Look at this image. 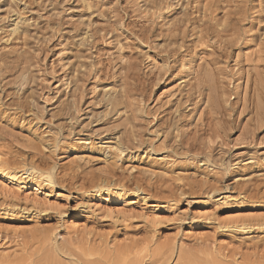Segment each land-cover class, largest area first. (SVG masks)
Instances as JSON below:
<instances>
[{
    "label": "rangeland",
    "instance_id": "1",
    "mask_svg": "<svg viewBox=\"0 0 264 264\" xmlns=\"http://www.w3.org/2000/svg\"><path fill=\"white\" fill-rule=\"evenodd\" d=\"M88 2L104 6L93 13L82 0H0L1 67L14 60L17 50L16 56L24 50L30 54L27 76L36 77L31 79V86L37 85L35 97L41 107L53 110L57 99L52 98L67 87L66 35L77 50L83 34L73 35L89 31L94 41L86 46L91 50L82 48L90 58L84 62L95 65L97 76L88 78V100L103 88L121 90L125 85L137 92L143 101L133 106L143 111L133 122L137 139H122L130 148L112 160L118 153L113 148L102 147L103 156L88 153L98 139L108 138L106 133L87 142L85 136L61 133L52 152L41 148L33 133L44 132L53 145V131L46 126L35 131L29 114L21 117L20 111L2 105L21 100L22 90L17 96L13 90L11 96L3 93L0 159L10 167L25 161L42 169V158L54 165L56 176L49 185L30 183L26 176L22 181L28 186L20 189L0 178V264H37L52 238L75 255L95 252L92 259H114L115 264H121L116 263L119 255L124 264L137 259L141 264H179L182 255L194 257L195 264H264V124L257 123L255 137L248 138L255 115L244 110L254 79H264V0ZM16 11L30 19L31 39L11 34ZM59 23L60 33L53 29ZM203 74L213 76V89L225 91L232 117L215 119L200 102L182 107L188 117L179 131L156 133V117L164 118L169 108L174 114L179 99ZM101 179L111 182V193L94 189ZM38 183L43 193L35 191ZM136 184L138 199L132 192ZM161 249L165 256L154 255Z\"/></svg>",
    "mask_w": 264,
    "mask_h": 264
},
{
    "label": "bare ground",
    "instance_id": "2",
    "mask_svg": "<svg viewBox=\"0 0 264 264\" xmlns=\"http://www.w3.org/2000/svg\"><path fill=\"white\" fill-rule=\"evenodd\" d=\"M11 1H14V0H11ZM82 1L84 2L83 6H85V8H86L85 10L91 11V9H92V11H94L93 13L100 10L99 8L102 6V4L99 2L97 4H92V3L88 2V0H82ZM22 2H23V0H22ZM14 16H16V18L13 19V22H12L13 23L12 25H14V27L10 31L11 34H17L16 36H19V38L24 37L25 40H27V38L31 39L32 37H34V35L31 32H29L30 29L29 30L27 29L30 26V25H27L28 24L27 22L30 21V19L22 16V13L17 12V11L13 15V17ZM81 16H83V18H84L85 15L82 14ZM83 18L81 17V19H80L81 22L84 21ZM23 20H24V23H22ZM36 23H37V21H36ZM83 24H85V21L83 22ZM61 27L62 26L59 23L57 25V27L53 26V29L56 32V31L60 30ZM77 30H80L79 27H77ZM58 32L60 33V31H58ZM80 32H81V30H80ZM61 33H62V31H61ZM80 34L81 35L83 34L82 35L83 37L81 36L82 38L79 41L80 43L78 45L77 50H75L76 49L75 46L73 44H71V42H69V40H71V39L68 37V35L65 34L66 40H65L64 44L67 47L65 49H66V51L69 52L68 55L67 56L65 55L66 57L63 58L64 60H66V62L64 63V67L65 66L67 67L66 76H65L66 82L64 83V85L67 87H65L66 89L64 90V92L60 91V89H58L60 95L59 96L54 95V97L52 98V99H54V98L57 99L55 101V105H56L55 109L48 110L46 107H41L39 104V100L37 99V97H35L36 91H38V90H36L37 85H36V87H35V85L31 86L32 85L31 79H33V78H31V76L30 77L27 76L29 74V72H31L30 71L31 70L30 65L32 64V62L30 63V61H31L30 54L26 53L25 50L23 51L24 52L23 54H21V55L17 54V56L15 54L18 52V50L16 53L14 51L13 52V53H15L14 58H13L14 60H12V61H10V60L7 61V59L5 58L4 60H6L7 62H5V61L4 62L6 63L7 67L6 66L1 67V64H0V103L2 102L1 97H2L3 93L9 94V92L11 90H13L16 94V93H20V91L22 90V93L20 94L21 100L18 96L19 99L16 100L17 102L15 101L14 104H12V105L11 104L7 105L6 103H4V104L1 103V104L4 105V107H6L5 110L8 109L10 111L12 108H14L13 111H20V113H18V114L21 117H23L25 115L28 116V114H29L30 117L33 118V121H35V124L33 126L34 128H37L35 131H38L39 129L46 126L45 129H49L50 132H52V131L54 132V134L56 136V139H54V140H56V141H54L53 145H51L50 142L49 143L47 142V138L44 136L45 135L44 132L42 133V136H37L36 135L37 133L36 134L33 133V136L36 137V139L38 140V143L40 144L39 146H41V148L44 147V149L47 148V149H50L52 152H54V149H52V148H55L57 141H58V138L61 135V133L64 136H70V134H74L77 137L78 136H85V139H86L85 142H87V140L92 139L93 135L96 133H98L99 136L106 133L108 138L104 139L101 137L100 139H98V143H97L98 147L95 146V148H92V149L90 148L88 153L93 154V155L103 156L104 153L101 154V152L103 150L102 147H104V148L108 147L110 150H112V148H113V149H115L116 152H118V153H116L117 154L116 156H110V159L114 160L116 158H119L124 152L128 151L130 148V146H127V144H126V146H123L124 143L122 144V142H121L122 139H123V141L126 139H129V141H131L130 140L131 138L133 141L137 139L136 138L137 134H136V129H135L136 127H134V125H135L134 119L137 118L139 116V114H142L143 111L139 110V109H133V106H136V104H141L143 101L136 94L137 92L130 90V87L127 90V87L125 85L123 87H121V90L120 89L112 90L109 88H103L104 90H102V91L99 90L100 91L99 95L93 96V98L91 99V102L88 100L89 92H88L87 87H86V86H88L87 84L90 81V79H88V78H91L94 80V78L97 76V71H96L94 64H88V63L84 62L85 60H88V59L90 60V58L88 57L89 54H88V56L86 54H84L85 50H83L82 48L85 47V48L91 50V48L86 47V46H90V44H91V41H92L91 35H89V31L85 32V33H79V34L75 33V35H73L72 38H76V36H79ZM92 37H93V35H92ZM24 39H22V42ZM89 40H91V41H89ZM89 42H90V44H89ZM92 44H94V43H92ZM75 51H77V52H75ZM5 53H7V52H5ZM2 54H3V52H2ZM0 55H1V53H0ZM6 55H8V54H5L4 56L6 57ZM10 55L13 56V54H10ZM41 55H40V57H41ZM90 56H91V54H90ZM9 59H10V56H9ZM72 59H75L76 61H72ZM1 60H2V58H0V62H1ZM131 67L135 71V69L137 68V64L136 63H134L133 65L131 64ZM128 68L130 69V67H128ZM132 69H131V71H132ZM129 75H131V74H129ZM202 77L200 78L199 84H196L195 87H192L191 90H189L187 92V94L184 97H182V99H179L180 101L176 104V109L174 111V114L176 116L173 113H172L173 115L170 114L171 108H169V109L164 111L165 112L164 118L159 119V115L156 117V118H158L157 119L158 122L156 125V130H157L156 133L161 132L164 135H166L167 133L174 134L173 132H175L176 130L179 131L182 128L181 125L184 124V121H182V120L184 118L188 117L184 114L185 112H184L182 107L186 106L188 108L192 105L193 106L195 105V107H196V104L200 103V102H203L204 104H206L205 113L207 111V114L209 113V114L213 115L215 117V119L218 118L217 116H219V115H220V118L223 116H224V118H226L227 116L232 117V115L230 113L232 111L227 108V103L224 101V97L227 96L225 91L224 92H218L215 90V89H218V86L215 89H213V87H211L213 85L212 82L214 81L212 75L203 74ZM34 79H36L35 76H34ZM57 81L61 82L62 80H60V78H59ZM181 83H185V82H181ZM128 86H130V85H128ZM136 86H138V85H136ZM213 86H215V84ZM253 88H254L253 89L254 92L252 95V99L250 101L247 100L249 104L247 103V101H245L246 105H244V106H246L244 109L245 111L250 110L255 115V120H254L255 123L253 122L252 119H250V122H253L255 124V128H253V130L248 129V131H246L247 134L245 133L248 136V138L255 137L256 132H257V123H258V125L264 124V79H263V77L258 78V79H254ZM67 89H68V91H67ZM96 89H97V87L94 88V90L91 89L93 91L92 94L95 92ZM99 89H101V88H99ZM65 91H67V92H65ZM97 94H98V92H97ZM196 94H198L197 97H196ZM16 96H17V94H16ZM198 97H200V100L195 102V100ZM132 101H135L138 103H133ZM97 107H102V111L96 110ZM187 108H185V109H187ZM132 110H133V112L136 111L137 115L130 116L129 114L132 113ZM171 111L173 112V110H171ZM147 116H149V115H147ZM144 117H146V116H144ZM220 118H218V119H220ZM14 119L13 120L8 119L9 123L10 124L16 123V122H14ZM223 120L225 121L227 119H223ZM226 124H228V123H226ZM226 124L224 127H226ZM251 127H252V125H251ZM31 130H32V128H31ZM219 131H220V129H219ZM204 132H207V131L204 130ZM227 133H228V131L226 130L225 134L227 135ZM119 134H120V136L117 137ZM213 134L214 135L216 134L215 136L218 135L217 132H214V131H213ZM94 137H96V136L94 135ZM132 143H130V144H132ZM164 143H165V140H164ZM32 146H34V145H32ZM34 149H35V147H34ZM71 150L72 149H70L69 151H71ZM76 157H78V156H76ZM107 158H109V157L108 156L104 157V159L108 162ZM38 160L40 161V164L43 165L42 169H40L39 167H36L32 162L28 165L25 161L23 162L24 164L22 163L23 164L22 166L20 165V166H16V167H13V166L10 167V165L8 166V165L4 164L3 161L0 159V178L2 180L6 181L7 183H9L10 185H12L13 187H16L18 189L26 188L28 186V185L26 186V184H24L22 181L26 176H27L26 178L29 179V182L30 183L33 182V184H35L34 180H35V182L41 180L40 181L41 183L45 182L44 185L54 184V182H55L54 180H55V176H56L54 173V170H55L54 165H51L49 162H47L46 160H44L42 158H38ZM106 164H108V163H106ZM27 166H30V168L26 169ZM78 167L80 168V166H78ZM131 167H133V166H131ZM149 171H148V173H149ZM146 172H147V170H146ZM150 173H151V171H150ZM152 174H153V172H152ZM237 180H239V179H237ZM245 180H249V178H245ZM99 181L100 182L98 184L96 183V185L94 186V189H97L98 191H104L107 193H111L110 192L111 191L110 190L111 182L106 183L103 179H101ZM40 186H41V184L38 183L37 188L35 187L34 189L36 192L43 193L42 191H40L41 190ZM119 186H121V185H119ZM121 189H124L123 186H121ZM133 190L134 191H132V192L136 196L135 199H138L139 193L141 191L140 185L136 184V186ZM114 193H116V191H114ZM142 198L145 201V197H142ZM131 201H134V200H130V202H129L130 204L134 205V202H131ZM122 202H127V201L124 200ZM237 226H238V224H237ZM50 240H51V244H52L51 248H47V250L44 252L43 256L38 260L37 264H115L114 259L110 260V261H107L106 259H100V258H97L95 260L92 259V258H94V256H96L94 251H93L94 254L84 252V255H75V254H73V252H71V251L69 252V250L67 249L68 246L67 247H64V246L60 247V245L57 244L55 239L52 238ZM170 250H169V252H170ZM164 251L165 250L161 249L158 252L156 251V254H154V255H156V256L160 255L161 257L163 255L165 256L166 252H164ZM171 252L173 253V251H171ZM109 254L111 255V253H109ZM106 256H104V258H107ZM121 256H123V255H121ZM121 256L119 255V258L116 259L117 260L116 263H121V264L123 263V262H121V260L124 261V259L123 258L120 259ZM156 256H155V258H156ZM114 257H116V256H114ZM108 258L111 259L110 257H108ZM118 259H120V260H118ZM154 259L152 257V260H154ZM161 259H163V258H161ZM161 259H160V261H161ZM142 260H143V257H142ZM148 261H149V259H148ZM157 261H159V260H157ZM177 261H180L179 264H195L196 259L190 255H182L180 257V259H178ZM154 262H156V261H154ZM214 262H216L214 264H224V263L217 261V260ZM150 263H148V264H150ZM130 264H141V261H138V259H137V262L133 261ZM142 264H143V261H142Z\"/></svg>",
    "mask_w": 264,
    "mask_h": 264
}]
</instances>
